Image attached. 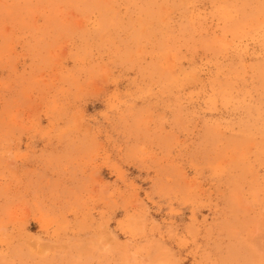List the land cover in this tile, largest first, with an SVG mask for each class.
Returning a JSON list of instances; mask_svg holds the SVG:
<instances>
[{
    "label": "rangeland",
    "instance_id": "rangeland-1",
    "mask_svg": "<svg viewBox=\"0 0 264 264\" xmlns=\"http://www.w3.org/2000/svg\"><path fill=\"white\" fill-rule=\"evenodd\" d=\"M0 264H264V0H0Z\"/></svg>",
    "mask_w": 264,
    "mask_h": 264
}]
</instances>
